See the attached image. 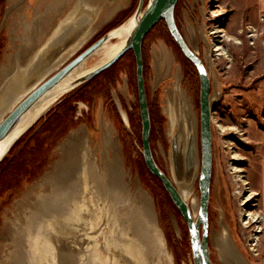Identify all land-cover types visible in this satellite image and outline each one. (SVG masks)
Returning <instances> with one entry per match:
<instances>
[{
    "label": "rangeland",
    "instance_id": "374dc122",
    "mask_svg": "<svg viewBox=\"0 0 264 264\" xmlns=\"http://www.w3.org/2000/svg\"><path fill=\"white\" fill-rule=\"evenodd\" d=\"M51 1L0 0V67L3 64L10 67L13 63L11 73L2 85L18 68L21 70L34 57L36 50L45 42L59 20L73 9L77 0H64L59 13L50 12L45 25L47 32L38 45L16 59L14 54L17 48L12 47L11 36L23 38L25 33L22 26L15 30V19L26 22L29 17H34L33 9L38 6L43 13L45 4ZM148 1H144V6ZM139 2L132 0L131 5L109 24L98 28L91 39L82 42L75 51L68 54L65 63L124 23ZM130 10L129 15L127 13ZM22 15L23 19L19 18ZM175 15L183 36L205 63L211 79L214 161L209 230L211 224L216 222L212 209L217 210V200L232 216L234 236L242 250L241 257L245 264H264V8L259 6L257 0H179ZM218 29L224 31L225 37H214L216 34L213 32ZM215 44L226 49V54L218 55V51H214ZM142 51L153 156L159 167L179 186L174 179L169 157L170 135L178 125L173 120L183 117L184 106L191 113L194 127H197L200 115L199 76L193 63L183 55L170 35L167 26L164 27L160 22L145 37ZM11 55L14 58L9 60ZM105 61L102 55H94L85 61L83 67L94 69ZM63 101L65 105L57 107ZM80 106L86 108L80 109ZM121 111L127 113L129 123H126ZM47 118L50 125L42 126ZM103 127L111 129L115 150L105 145ZM141 131L136 61L133 51H129L112 68L102 72L101 76L60 98L23 135L14 153L6 156L8 158L0 166V244L4 238L3 223L15 217L19 203L25 205L28 201L34 204L37 201V195L44 190L38 187L42 177L50 174L66 156L73 154L68 151L72 150L71 144L74 147V140L80 142L81 146L83 144L85 157L91 155L93 172L99 174L103 182L113 165L110 164L112 159L115 158L119 163L121 181L127 193L123 204L118 205L120 210L128 207L135 212L136 209L132 208L135 204L142 206L138 194L144 193V190L149 192L155 221L160 224L163 232H168L179 253V259L172 255L173 264H191L187 224L162 182L150 172L145 163ZM77 135L80 140L76 138ZM57 144L58 152L54 157L53 149ZM235 168L241 171H235ZM84 172L83 169L79 175L83 177ZM86 183L88 187L82 191L80 201H84L88 208H93L89 200L97 201L102 216L106 212L105 199L94 194L91 180L87 179ZM185 193H189V201L194 197L199 198L198 178ZM251 195L250 202L243 206V200ZM244 207L246 211L261 216L260 222L245 225ZM89 214L86 212L85 216L92 217ZM85 221L78 222V226L82 228ZM104 228L102 220L101 229ZM254 234L259 238L256 242L251 240ZM168 248L173 253L172 245L169 244Z\"/></svg>",
    "mask_w": 264,
    "mask_h": 264
},
{
    "label": "water",
    "instance_id": "95a60500",
    "mask_svg": "<svg viewBox=\"0 0 264 264\" xmlns=\"http://www.w3.org/2000/svg\"><path fill=\"white\" fill-rule=\"evenodd\" d=\"M178 1L149 0L144 6V0H140L136 10L124 23L110 30L77 54L71 61L65 63L68 54L75 51L82 42L88 41L98 28L95 24L99 19L95 18L91 12V4L88 0H78L73 5V9L59 20L45 42L36 50L34 57L21 70L18 68L1 86L0 144L39 100L66 79L75 68L92 57L107 41L111 40L117 29L130 24L135 19L136 24L124 47L114 57L95 67L69 92L109 69L127 52L133 51L136 61L138 100L142 123L141 139L145 163L150 172L162 182L174 205L185 219L194 264H211L209 198L214 161L211 79L205 63L188 44L177 24L175 13ZM160 21L166 23L170 35L178 44L183 55L195 66L200 82V115L197 127H194L191 113L185 106L183 107V117L177 121L173 120L178 125L170 135L169 157L174 179L179 186H176L169 175L156 163L150 142L151 118L144 79L142 46L145 37ZM95 26L96 28H94ZM29 129L9 143L0 157V163ZM197 178L200 191L199 211L198 217L194 219L182 194L193 185ZM93 187L94 194L103 197L96 191L95 184ZM94 201L93 208L85 207L86 209H84L83 217L88 212L93 218L91 217L90 222H86L83 218L79 221L86 223L82 228L79 226L78 238L68 237L52 242L50 239L41 241V246L44 244L42 257L40 256V260L37 257L35 264H159L156 256H152L149 241L144 240L143 236L139 237L140 233L134 225L135 221L133 220V226L127 225L126 216L120 213L122 210L119 209V204L115 206L116 211H112L113 204L105 199L103 202L106 212L101 216V208L97 201ZM117 212L124 218L120 216L117 219ZM130 214L127 216L131 217ZM102 220L105 223L104 229H101ZM58 237L62 236L58 235ZM100 237L102 238L99 240ZM87 243L89 244L87 245Z\"/></svg>",
    "mask_w": 264,
    "mask_h": 264
},
{
    "label": "bare ground",
    "instance_id": "6f19581e",
    "mask_svg": "<svg viewBox=\"0 0 264 264\" xmlns=\"http://www.w3.org/2000/svg\"><path fill=\"white\" fill-rule=\"evenodd\" d=\"M26 10H28V8ZM35 24L37 23L35 22ZM135 24L136 20L133 19L130 24L117 29L113 33L112 39L107 41L95 52V54H93V56L102 55V58L106 61L114 57L124 47ZM27 25L31 26L32 24L29 23ZM27 25L22 24V26L25 27ZM223 32L224 31L221 29L214 31L213 33L216 34L214 37H225ZM214 47V51H218V55H224L226 49L216 44ZM9 60H11V57ZM84 63L85 62L75 68L66 79H64L52 91L47 93L28 113L23 116L20 124L0 144V157L3 154L4 149L13 139L29 129L37 119L44 115L59 100V98H61L62 95L67 94L79 81L93 70V68L84 69ZM5 65L6 64H3L0 67V86L3 84L8 74L11 73V66L13 64L11 63L10 67ZM103 132L105 145L109 147L111 146V148L115 150L114 146L116 145L112 140L111 129H104L103 127ZM77 136L76 138L80 140V136ZM72 143H74V147L72 148L71 144L72 150L69 149L68 152L72 151L71 153L73 154L71 156H66L63 161L55 166L50 174L47 173L48 175L46 174L42 177V182L38 184V187L39 189L44 188V190L37 195V201H35L34 204L27 201L25 205L23 202L19 203L18 206H16L17 214H15V217L12 220L3 223L4 227H2V230L4 231V238L2 245L0 244V264H30V262L35 264L34 262L37 261V257H39V260L40 256L42 257V247H44V244L41 246V241L50 239L52 242L55 240L66 239L68 237L74 239L78 238L79 226L76 223L82 220V218L89 222L91 220V217H83L85 212L84 209H86L85 207L87 206L84 201H80L82 191L88 187V184L86 183L87 179L88 181L91 180L92 184H95L98 193L113 204L112 211H116L115 206L117 204H123L124 196L127 193L124 189V184L121 181V173L118 169L119 163H117L115 158L112 159L113 161L110 163L113 164L111 165V168H109L108 171V168H106L108 176L103 182L99 174L93 172V160L91 159V155H89V157L84 156L85 150L83 144L81 146L79 144L80 142L78 143V141L75 142L74 140H72ZM53 152L55 157L58 152V144L57 147L53 149ZM83 169L85 170V175L82 177L79 173ZM234 170L241 171L238 168H235ZM238 177L240 179V176ZM89 185H91V182ZM148 193L149 192L144 190V193L138 194L142 206L139 207L138 204H135L132 207L136 209L135 212H132L127 207L120 213H123V215L126 216V223L128 226H133V220L135 221L134 225L140 233L138 234L139 237L143 236L144 240L150 241V251L156 256L159 264H173L172 255L174 254L176 258L179 259V253L173 244L172 238L168 235V232H166V230L163 232L160 224L156 223L154 209L149 203V199H151L152 196ZM182 196L189 205L193 218L196 219L199 211V198L194 197L193 200L189 201V193H184ZM211 197L212 196L210 195L209 209L211 205ZM251 197L252 195L246 196L242 205H247L248 202H250ZM89 202L93 203V200H89ZM218 202L216 200V206L213 205L217 210L214 211L212 209V214L215 215L214 218L216 222L215 224H211L209 230V252L211 264H245L241 257L242 250L234 236L232 216L226 212L224 206L222 205V207L220 205V202L219 207L217 205ZM219 208L221 210H219ZM242 209L244 219L246 217V220H243L245 225L256 221L260 222L259 219L261 216L256 215L253 212L251 213L250 210L246 211L245 207ZM120 213L117 212V215L115 214L117 219L120 218V216L124 218ZM129 214L131 217L127 216ZM89 216L92 215L89 214ZM141 216H143V218ZM258 232L259 230L257 229L256 233ZM58 235H61L62 237H58ZM253 239L254 242H256L259 238L254 234V237L251 236V240ZM169 244L172 245L173 253L168 248ZM46 249L47 246L45 247V250ZM189 257L191 264H194L192 251L189 254ZM179 263L183 264L182 262Z\"/></svg>",
    "mask_w": 264,
    "mask_h": 264
},
{
    "label": "flooded vegetation",
    "instance_id": "af4514ba",
    "mask_svg": "<svg viewBox=\"0 0 264 264\" xmlns=\"http://www.w3.org/2000/svg\"><path fill=\"white\" fill-rule=\"evenodd\" d=\"M63 1L64 0H52L50 3H46L45 4V12H43V13H41L39 8H38V6L41 5V2L39 1L38 2V6L35 9H33L34 17H32V18L29 17L26 20V22L22 21L23 23L19 19H15V22L13 23L14 26H16L15 30H17V27H21L22 24L23 25L24 24L27 25L29 23L32 24L31 26H29V25H27L26 27L22 26V27H24L23 30H24V33H25V36L23 38H18L17 39V38H12V36H11L12 47L13 48H17V51L14 54L16 59L19 58L20 56L26 55L33 48H35V46L38 45V43L42 39V36H44V34L47 32L46 31L47 29L45 30V27H46L45 25H47L46 24L47 18H44V17H49V13L53 12V11L59 13L60 12L59 10L62 8ZM49 8H51V9H49ZM19 18L23 19V15L21 17H19ZM35 22L37 24H35ZM16 42H18V43H16ZM11 56H12L11 59H13L14 58L13 55H11ZM82 108L85 109L86 107L85 106H80V109H82ZM80 111H82V110H80ZM121 113H122V116L124 117L126 123H129L130 119L128 118L127 113H125L124 111H121Z\"/></svg>",
    "mask_w": 264,
    "mask_h": 264
},
{
    "label": "crops",
    "instance_id": "0c3cea01",
    "mask_svg": "<svg viewBox=\"0 0 264 264\" xmlns=\"http://www.w3.org/2000/svg\"><path fill=\"white\" fill-rule=\"evenodd\" d=\"M131 1L132 0H93L91 2L89 1V3L91 4V12H93L95 18L99 19L95 25L99 29H101V27L105 26L106 24H109L120 12L124 11L129 5H131ZM257 2L261 8H264V0H257ZM262 171L264 174V166Z\"/></svg>",
    "mask_w": 264,
    "mask_h": 264
},
{
    "label": "trees",
    "instance_id": "16d2710c",
    "mask_svg": "<svg viewBox=\"0 0 264 264\" xmlns=\"http://www.w3.org/2000/svg\"><path fill=\"white\" fill-rule=\"evenodd\" d=\"M131 11H132V10H130V12L127 13V14L130 15ZM129 15H127V16H129ZM127 16H125V18H126ZM160 24H163V26L166 27V26H165L166 23H165L164 21H160ZM158 26H159V25H158ZM110 29H111V28H108L107 30H110ZM106 32H107V31H106ZM122 58H123V57H122ZM122 58H121V59H122ZM121 59H120V60H121ZM120 60H119V61H120ZM116 63H117V62H116ZM116 63H115V64H116ZM112 67H113V66H111L110 68H112ZM101 74H102V73H101ZM101 74L98 75V76H96L95 78H93V80H95L97 77L101 76ZM80 89H81V88H80ZM80 89H79V90H80ZM79 90H78V91H79ZM78 91H77V92H78ZM76 94H77V93H76ZM76 94H74V95L76 96ZM74 95H73V96H74ZM71 97H72V96H70L69 98H71ZM65 101H66V100H65ZM65 101H63V102H62L61 104H59L57 107H60V106L65 105V103H66ZM64 102H65V103H64ZM149 110H150V108H149ZM45 121H46V122H44V124H43L42 126H44V125H47V126L50 125L49 118H47V120H45ZM50 121H51V120H50ZM39 122H40V121H39ZM39 122H38V123H39ZM51 123H52V122H51ZM150 137H151V136H150ZM23 138H24V136H23L21 139L18 140V142L16 143V145H14V147H13V148L11 149V151L9 152V155H11V154L14 153L15 149L17 148V146L19 145L20 141H22ZM150 142H151V139H150ZM7 158H8V157H5V159L0 163V166L6 161ZM160 183H161V182H160Z\"/></svg>",
    "mask_w": 264,
    "mask_h": 264
}]
</instances>
